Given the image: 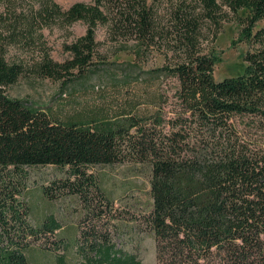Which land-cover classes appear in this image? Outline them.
Wrapping results in <instances>:
<instances>
[{
    "label": "trees",
    "instance_id": "16d2710c",
    "mask_svg": "<svg viewBox=\"0 0 264 264\" xmlns=\"http://www.w3.org/2000/svg\"><path fill=\"white\" fill-rule=\"evenodd\" d=\"M24 1L0 0V264H32L39 244L54 264H143L114 242V201L95 173L125 163L149 170L152 205L137 221L158 264H264V0ZM79 22L85 35L55 61L44 31ZM228 24L240 29L232 45L248 46L246 68L216 81ZM120 56L116 105L62 117L8 96L27 76L84 79ZM49 166L65 176L42 186L45 198L82 212L72 241L67 213L37 222L28 202L32 172Z\"/></svg>",
    "mask_w": 264,
    "mask_h": 264
},
{
    "label": "rangeland",
    "instance_id": "374dc122",
    "mask_svg": "<svg viewBox=\"0 0 264 264\" xmlns=\"http://www.w3.org/2000/svg\"><path fill=\"white\" fill-rule=\"evenodd\" d=\"M27 1L20 5L27 6ZM55 1L64 9H69L75 3L89 2V0ZM0 8H2L1 3ZM86 30L87 26L82 22L69 29L45 30V41L52 58L59 63L70 59L66 46L84 36ZM239 30L236 24H228L217 40L216 46L221 62L214 70L216 81L242 75L245 71L246 64L243 56L248 51V46L244 43L232 45L238 40ZM105 40V29H101L98 41ZM8 51L10 56H19L24 59L29 56L27 52L13 47ZM127 59L126 56L110 59L111 64L101 65L86 78L67 79L64 83L27 76L10 87L7 93L13 99L26 101L40 108H51L56 115L62 117L82 107L116 105L117 100L121 99V93L115 89L114 84H121L124 80V67L120 63ZM160 64L161 61H157L156 65ZM168 84L172 88L170 91L172 95L177 83L175 80L168 79ZM95 173L100 177L103 189L114 201L113 212L116 217L112 219L111 226L120 232L113 237L114 242L123 246L127 252L136 254L143 264H158L154 237L145 227H140L137 221L144 217L152 205L149 170L138 164L125 163L98 167ZM64 176L65 171L51 166L34 170L28 202L37 222L43 221L52 213H59L62 217H64L63 212L67 213L65 223L68 225L63 233L72 241L76 237V224L82 218V212L77 203L51 202L42 193L43 185ZM39 245H35L29 253L32 264H54V253L41 249Z\"/></svg>",
    "mask_w": 264,
    "mask_h": 264
}]
</instances>
